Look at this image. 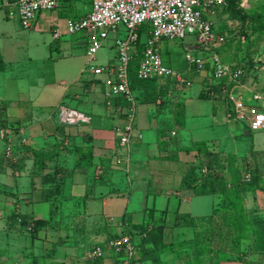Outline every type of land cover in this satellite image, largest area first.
Wrapping results in <instances>:
<instances>
[{
	"label": "crops",
	"instance_id": "0c3cea01",
	"mask_svg": "<svg viewBox=\"0 0 264 264\" xmlns=\"http://www.w3.org/2000/svg\"><path fill=\"white\" fill-rule=\"evenodd\" d=\"M7 2L0 0V113L12 128H7V139L0 135V264H59L63 257L71 264H87V248L118 233L125 215L142 223L149 210H155V220L167 210V242V232L178 228L179 213L211 214L219 196L197 195L185 185L186 175L199 161L197 151L186 149L187 141L195 144L188 103L199 97L190 94L169 108L161 100L140 102L134 125L143 137L132 144L125 168V161L118 162L122 149L116 130L125 119L106 107L103 76L84 73L85 39L54 37V29L64 30L67 18H60L59 10L40 13L34 25L23 30L9 15ZM47 74L53 78L45 79ZM61 105L82 111L91 121L61 130L55 119ZM213 110L210 117L216 119ZM172 128H183L184 140L173 143ZM9 141L13 152L7 156ZM244 147L264 152L253 139ZM44 204L50 206L46 216ZM203 206L210 209L202 211ZM31 222L34 231L28 230ZM114 261L107 258V264Z\"/></svg>",
	"mask_w": 264,
	"mask_h": 264
},
{
	"label": "rangeland",
	"instance_id": "374dc122",
	"mask_svg": "<svg viewBox=\"0 0 264 264\" xmlns=\"http://www.w3.org/2000/svg\"><path fill=\"white\" fill-rule=\"evenodd\" d=\"M91 8L90 0H62L54 11L59 10L60 18L77 17L85 15ZM245 8L250 15L245 24L223 6L211 14L216 32L221 35L224 34L226 38L224 42L200 47L195 34H188L182 39H162L158 46L165 64L181 73L185 79L188 78L190 83L175 84L168 88L167 80H160L156 84L165 88L161 92L153 83H141L138 85L137 94L144 100L148 98L147 101L161 100L162 104L165 103L168 108L173 103L176 105L180 98L185 99L190 94L198 96V93L205 91L209 87L208 85L215 80L212 58L218 56L222 62L231 66H243L245 76L242 82L245 89L249 93L258 92L264 98V0H248ZM13 19L19 21L17 15ZM20 26L23 30H27L22 27L21 23ZM118 34H126L124 26L120 28ZM72 35L74 38H83L87 42L84 32ZM114 36L115 33H111L110 37L104 41V45L98 51L93 64L105 65L112 59H116L117 50L114 46ZM86 52L87 50H84V67L88 62ZM187 53L202 58L205 61L203 69L198 71L192 66L186 58ZM134 63L137 62L134 61ZM52 78L53 75L51 74L45 75V79ZM72 85L73 83H70L69 87ZM158 95L160 96L158 97ZM227 101L228 99L225 98L213 101L192 98L188 103L190 129L194 126L191 132L189 131L190 136L194 141L202 140H198L199 143L196 144V147L187 141L188 138L186 140L187 150L199 151V154L194 153L199 161L191 170L187 185L195 187L198 192L213 190L221 195V199L218 200L220 202L219 212L215 217L196 220L181 218L180 225L183 224L187 227L179 225L176 230L167 232V242L173 241L174 243L167 251L162 252V259L166 260L167 264L192 262L197 259L196 252L202 254L198 256V259L203 260L204 264H226L238 261L240 251L249 250V248L253 250L249 257L250 260L259 262L264 259V152L257 154L244 149V146H248L252 139L256 147H264V129L251 133L247 128L245 129L243 123L231 122L227 119ZM213 102L216 103L215 108ZM212 109L216 111L214 113L216 119L210 117ZM196 112L202 113H199L197 117ZM55 119L60 124L56 116ZM84 124L69 126L78 127ZM7 126L9 129L12 128V125ZM233 127L235 130L231 129ZM16 129L17 126L14 127V130ZM173 130L176 132L175 134ZM171 132L170 136L174 137L173 143L184 140L185 131L183 128L181 130L172 128ZM146 134L149 135V133ZM0 135L3 136L1 131ZM7 144H10L11 152L8 154L7 148H5V153L7 156L12 155L11 141ZM248 165L251 170H248ZM248 175H250V180L253 176H257L263 181H259L260 183L255 185L247 179ZM255 186H259V189L254 190ZM246 190H253L254 192H244ZM207 200L209 205L211 197ZM49 208L48 204H44L41 207L43 209L42 215L46 216ZM203 209L210 208L203 206L201 210L203 211ZM131 210L132 208L129 207L128 211ZM56 214L61 215L59 209ZM124 230L122 221L117 234H122ZM57 232L61 233L60 231ZM66 232L67 230L63 233ZM50 237L57 238L53 235ZM109 238L111 237H106L104 241L107 242ZM70 240L73 243V235H71ZM104 241H97L95 244H105ZM93 245L89 246L86 251ZM137 247L136 259L140 258L138 257L139 252L142 253V249L138 245ZM106 253L111 258L115 257L111 249H108ZM10 255L12 257V254ZM11 257L9 261L16 258ZM63 258L65 262L59 261V264H71V262H66L68 258ZM86 259L88 264V257Z\"/></svg>",
	"mask_w": 264,
	"mask_h": 264
},
{
	"label": "built area",
	"instance_id": "2783aa9c",
	"mask_svg": "<svg viewBox=\"0 0 264 264\" xmlns=\"http://www.w3.org/2000/svg\"><path fill=\"white\" fill-rule=\"evenodd\" d=\"M62 0H8L9 15L18 16L23 28H31L40 13L54 11ZM248 0H243L245 5ZM226 4V0H93L91 10L81 17H67L64 30L56 27L55 38L64 34L72 35L84 32L88 42V62L84 72L103 76V95L107 108L117 110L125 123L117 125L120 133L119 147L122 149L118 162L125 161V168L131 157V148L135 140L142 139L134 123L137 112V99L131 86L130 68L135 60L136 76L147 80L157 78L171 79L176 84L190 83L181 73L165 64L159 42L162 39H182L188 34H195L199 46L221 43L225 36L216 32L211 14L215 8ZM146 25L147 29L140 32ZM125 27L126 34L120 35V28ZM115 33L114 46L116 59L105 65L93 64L104 41ZM139 44L143 45L140 52ZM187 60L198 71L203 69L205 61L199 56L187 53ZM214 77L218 82H226L223 95H229L231 101L227 117L246 124L252 132L264 129L263 96L258 92L249 93L242 82L245 70L241 66H231L222 62L218 56L212 58ZM60 124L74 125L89 123L91 117L82 111L61 105L56 109ZM5 136L6 130L0 129ZM175 133V132H173ZM8 154L11 152L7 144ZM250 180V175L247 176ZM31 229V227H30ZM111 249L115 261L111 264H133L138 247L129 234H122L105 242L95 244L87 251L88 264H97Z\"/></svg>",
	"mask_w": 264,
	"mask_h": 264
},
{
	"label": "trees",
	"instance_id": "16d2710c",
	"mask_svg": "<svg viewBox=\"0 0 264 264\" xmlns=\"http://www.w3.org/2000/svg\"><path fill=\"white\" fill-rule=\"evenodd\" d=\"M92 1L93 0H90L91 6H92ZM242 2H243V0H226V4H224L222 6H223V8H226L234 17H238L243 22V24H245L248 21V19L250 18V15L246 11L245 5H243ZM217 8H219V7H217ZM217 8H215V10ZM81 16H84V15H81ZM81 16H77V17H81ZM213 27L215 28V24L214 23H213ZM146 29H147V27H146V25H144L142 28H140V32H143ZM222 35L224 36V34H222ZM224 41H226V38H225ZM214 44H217V43H214ZM142 48H143V45L139 44L138 49H139L140 52L142 51ZM135 61L137 62V60H135ZM136 65H137V63L136 64L135 63L132 64V66L130 68V77H131V86H132L133 91L135 92L138 104L140 102H145V101L146 102H157L158 100L147 101L148 98H147V100L142 99L140 97V95L137 94V91L139 89L138 85L141 84V83H153V84L156 85V87L159 90V92H161L162 90H165V88H163V86H161V85L157 86V84H156V83H158L160 81V79H157V78L147 79V80L138 79L137 76H136ZM241 67L244 69L243 66H241ZM209 78H212V77H209ZM243 79H244V77L242 78V80ZM167 82H168V84H167L168 88L171 85L173 86V85L176 84V82L172 81L171 79H168ZM225 85H227L229 87V89H230L232 84L228 85L224 81L223 82H218V81L214 80L212 82V84L208 85L209 87L206 88L205 91L198 93V97L199 98H204V99H215V100L216 99H223V98L228 99V101H227L228 102L227 113H228V111H230V108H231L232 104H231V101L229 99V95L226 94L225 97L223 95L224 93H223L222 89H223V87ZM159 96L160 95H158V97ZM161 104H162V101H161ZM263 110H264V105H263ZM230 121L231 122L240 123V121H238V120H230ZM7 125H9L8 122L5 120L3 114L0 113V129L4 128L6 130L7 127H8ZM244 125H245L244 127H246L252 133V131L249 129V127L246 124H244ZM9 127H10V125H9ZM58 127L61 130H64V128H66L67 126L63 125V124H59ZM6 132H7V130H6ZM7 134H6L5 139H7V136H8ZM194 143H195L194 146L196 147V144H198L199 141H195ZM197 153L199 154V151H197ZM193 167L194 166H192L191 170H193ZM247 168H248V170H251L249 165L247 166ZM191 170L188 172V174L185 177V185H187V179H188V176L191 174ZM259 181H263V180L262 179L260 180L259 178H257V176H253L252 179L250 180V183H254L255 185H258L260 183ZM243 182L248 183L245 180ZM187 186H189V185H187ZM259 186H255L254 190L259 189ZM190 188L197 195H200V194H216L221 199V195H219V193H217V192H215L213 190L204 191V192L199 191L198 192V191L195 190V187H191L190 186ZM241 192H243V191H241ZM244 192H254V191L253 190H249V191L246 190ZM219 204H220V202L217 201L213 212L211 214H209V215H206V216L193 217V216H191V215H189L187 213H179L177 215V218H176V221H175V226L178 227L180 225L181 218H185V219L190 218V219L196 220L198 218H204L205 219L206 217L207 218L215 217L218 214V212H219V209H218ZM166 213H167V210H161L158 219L156 218V220H155L154 219L155 210L151 209V210H149V215H148L147 222H142V223H133L128 215H125L123 217L122 221L124 223V229L125 230H124V232L122 234H129L131 236L133 242H135L142 249V253H143L141 258L135 259L133 261L134 262L133 264H143V262L148 261V260H151L153 264H167L166 260L162 259V252L167 251V249L170 246H172L174 243H173V241L166 242L165 238H164L165 227H166L165 226ZM257 213H260V212H257ZM36 223L39 225L40 224V220H37ZM30 224H31V226H30L31 229L29 228L28 229L29 231H34L35 229H37V228L34 229V225H33L32 222ZM180 226H183L185 228L187 227L186 225H183V224H181ZM122 234H117V233L113 234L112 236H110L111 238H109V240L112 239V238L118 237V236H120ZM251 249L252 248H249V250L240 251V255H239L240 258L238 259V261L243 262L245 264L254 263L253 260L249 259L250 255L252 254L251 251H253ZM199 255H202V254L196 252L195 256H196L197 259L192 261V262H188L187 264H195V263L196 264L197 263L198 264H204L203 260L198 259ZM107 258H109V255L106 254L97 264H107ZM109 264H111V263H109Z\"/></svg>",
	"mask_w": 264,
	"mask_h": 264
}]
</instances>
